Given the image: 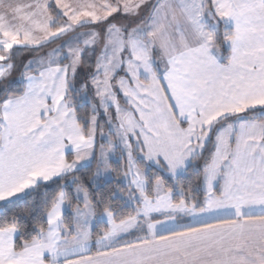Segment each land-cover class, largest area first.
Returning <instances> with one entry per match:
<instances>
[{"label":"snow or ice","instance_id":"snow-or-ice-1","mask_svg":"<svg viewBox=\"0 0 264 264\" xmlns=\"http://www.w3.org/2000/svg\"><path fill=\"white\" fill-rule=\"evenodd\" d=\"M0 264H264V0H0Z\"/></svg>","mask_w":264,"mask_h":264}]
</instances>
